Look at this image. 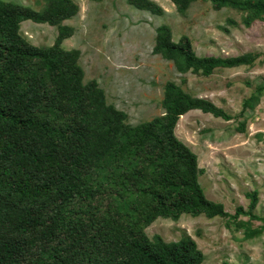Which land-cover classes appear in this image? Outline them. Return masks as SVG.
Here are the masks:
<instances>
[{
    "label": "trees",
    "instance_id": "16d2710c",
    "mask_svg": "<svg viewBox=\"0 0 264 264\" xmlns=\"http://www.w3.org/2000/svg\"><path fill=\"white\" fill-rule=\"evenodd\" d=\"M171 1L183 12L193 0ZM207 1L215 10L241 7L249 8L258 20L264 15V0L243 5L235 0ZM129 2L140 11L163 12L149 0ZM76 10L70 0H50L42 14L0 0V264H48L45 255L52 257V264H75L92 256L96 264H202L203 253L188 236L165 243L160 236L148 240L139 230L128 240L120 239L121 247L115 248L107 245L110 231L105 223L92 219L84 225L77 220L66 231L61 225L64 213L75 211V204L84 203L87 194L90 200L95 198L99 188L89 186L101 177L124 188L126 196L132 192L127 186L143 185L134 193L150 194L161 207L159 216L171 220L181 214H225L222 206L205 197L197 184L203 171L197 167L196 156L175 138L173 130L177 120L191 110L225 121L230 116L168 83L164 116L136 128L122 126L124 114L106 106L96 83H82L77 52L61 49L70 32L59 29L55 44L46 49L28 44L19 35L20 21L55 26ZM247 20L250 24L251 18ZM152 52L173 61L179 71L206 77L216 68L251 61L248 55L198 57L190 40L182 36L174 42L166 25L156 29ZM151 166L156 169L149 170ZM152 182L162 188L154 191ZM249 198V210L237 209L233 219L240 214L258 219L252 214L258 202L256 192ZM77 212L85 211L80 206ZM86 227L94 233L87 235ZM76 239L81 246L74 245ZM67 240L72 241V249L56 256Z\"/></svg>",
    "mask_w": 264,
    "mask_h": 264
},
{
    "label": "rangeland",
    "instance_id": "374dc122",
    "mask_svg": "<svg viewBox=\"0 0 264 264\" xmlns=\"http://www.w3.org/2000/svg\"><path fill=\"white\" fill-rule=\"evenodd\" d=\"M2 1L29 7L39 14L50 3ZM70 1L77 9L74 16L55 26L20 21L19 35L28 44L46 49L55 44L59 29L70 32L61 42V49L77 52L82 83H96L106 106L124 114L122 126L136 128L164 116L162 102L168 83L192 98L211 102L231 120L191 110L177 120L173 130L175 138L195 154L197 167L203 171L197 184L209 201L222 206L224 215L181 214L178 220H171L159 216L161 207L150 194L134 193L143 185L127 186L132 192L126 196L124 188L101 177L89 186L99 188L95 198L90 200L87 194L84 203L75 204V211L64 213V231L74 221L85 225L93 219L105 223L110 231L107 245L114 244L115 248L121 247L120 239L128 240L142 230L146 239L160 236L165 243L192 238L203 253L202 264H264V15L258 20L249 8L241 7L215 10L207 0H193L183 12L171 0H149L162 9L161 15L140 11L129 0ZM235 1L243 5L259 0ZM250 18V24H246ZM161 25L170 28L174 42L186 36L198 57L230 59L248 55L251 61L216 68L207 77L179 71L173 61L152 52L156 29ZM149 184L154 191L162 188L160 184ZM254 192L258 202L252 214L258 219L243 214L233 219L237 209L249 210V195ZM80 206L86 213L77 212ZM84 230L87 235L94 233L90 227ZM71 243L64 241L54 254L65 255L62 251L72 249ZM76 243L81 246L77 239ZM112 251L110 248L109 254ZM44 259L52 264L51 256L45 255ZM75 264L96 263L92 256Z\"/></svg>",
    "mask_w": 264,
    "mask_h": 264
}]
</instances>
